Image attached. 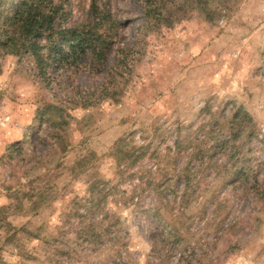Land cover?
Instances as JSON below:
<instances>
[{
    "label": "rangeland",
    "instance_id": "374dc122",
    "mask_svg": "<svg viewBox=\"0 0 264 264\" xmlns=\"http://www.w3.org/2000/svg\"><path fill=\"white\" fill-rule=\"evenodd\" d=\"M53 5L60 8L62 26L83 31L110 54L96 62L89 56L63 64L47 60L41 73L25 56L0 45L5 119L0 264L115 260L107 246L84 254L74 233L51 244L44 240L67 224L68 206L84 196L91 174L115 183L110 152L117 140L128 135L136 145L140 138L164 140V154L179 128L183 136L189 129L193 147H204L213 128L221 141L230 136L232 151L217 152L208 169L199 159L178 158L175 167L196 176L185 207L179 206L181 178L174 182L175 195L163 194L172 203L159 214L171 229L147 214L121 209L118 234L127 246L121 261L264 264V0H53ZM71 99L88 105L65 111L69 148L62 153L45 138L59 129L46 120L38 124L36 116L46 104L68 106ZM86 157L89 170L74 178L73 167ZM234 167H243L244 174L227 181ZM142 195L143 203L152 201L148 191ZM8 224L35 238L9 240L2 228ZM170 231L177 239L167 238ZM56 246L60 251L49 260Z\"/></svg>",
    "mask_w": 264,
    "mask_h": 264
},
{
    "label": "trees",
    "instance_id": "16d2710c",
    "mask_svg": "<svg viewBox=\"0 0 264 264\" xmlns=\"http://www.w3.org/2000/svg\"><path fill=\"white\" fill-rule=\"evenodd\" d=\"M59 9L53 5V0H0L1 47L13 56H25L41 73L44 69L43 63L47 60L63 64L69 59L74 62L83 56H89L95 62L105 61L110 54V48L99 47L98 42L95 43V40L77 28L62 26ZM42 41H46V44H42ZM71 100L73 102L68 106L46 104L36 116L38 124L46 120L48 125H56L59 129L46 134L45 138L62 153L69 148L68 136L64 129L65 117H68L65 111L76 107L83 109L88 105ZM239 118V115L235 116V119ZM234 125L233 121L230 126L231 131ZM182 130L183 128H179L171 132L176 134V139L172 147L164 149V154H161L160 148L164 140L158 141L152 138L146 142L145 138H140L139 145L134 144L131 135L117 140L110 152L115 183L101 178L97 173L91 174L85 181L87 188L84 196H76L68 206L67 224L57 226V235L51 236L52 240H44V243H55L74 233L76 239L80 241L78 245H81L84 254L87 253L86 251L96 253L100 248L107 246V251L115 259L109 264H124L121 260L123 254H127V246L120 241L118 234L120 226L118 213L121 209L147 214L159 226L172 227L170 221L159 214V209L166 210L172 203L163 194L167 192L175 195L174 182L181 178L184 187L179 206L185 207L193 193V178L196 176L188 168L183 167L182 170L176 168L178 158L185 155L189 157L188 161L193 158L199 159L200 166L205 165L208 169L213 165L210 159L217 152L226 149L232 151L228 146L230 136L227 137L229 141H221L213 128L207 133L206 138L209 140L204 147H193L194 142L189 137V129L186 130V136L182 135ZM8 157H11V153ZM204 158H208L209 161L205 162ZM90 163L87 157L80 160L73 167L74 178L87 172ZM93 166L92 163L91 169ZM243 172V167L232 168L227 172V181L237 179L238 174H244ZM129 184H133L131 190L126 189ZM145 191L152 195V201L148 204L143 203L142 194ZM71 219L73 223H70ZM0 223H2L1 217ZM2 228L7 230L9 240L16 237H26L30 240L35 238L33 234L13 228L10 224L3 225ZM177 236V232L170 231L167 238L177 239ZM57 249L56 246L51 253H48L49 260L58 255L60 250Z\"/></svg>",
    "mask_w": 264,
    "mask_h": 264
},
{
    "label": "built area",
    "instance_id": "2783aa9c",
    "mask_svg": "<svg viewBox=\"0 0 264 264\" xmlns=\"http://www.w3.org/2000/svg\"><path fill=\"white\" fill-rule=\"evenodd\" d=\"M0 121L3 123V122H5V119L4 118H0Z\"/></svg>",
    "mask_w": 264,
    "mask_h": 264
}]
</instances>
